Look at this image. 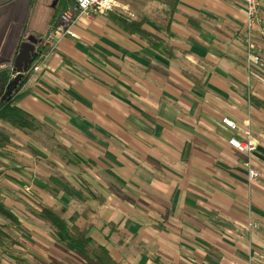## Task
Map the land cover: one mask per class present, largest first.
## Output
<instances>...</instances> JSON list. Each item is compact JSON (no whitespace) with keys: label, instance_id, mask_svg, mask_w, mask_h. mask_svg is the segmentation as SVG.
Returning <instances> with one entry per match:
<instances>
[{"label":"crops","instance_id":"crops-1","mask_svg":"<svg viewBox=\"0 0 264 264\" xmlns=\"http://www.w3.org/2000/svg\"><path fill=\"white\" fill-rule=\"evenodd\" d=\"M66 1L0 0V74L12 78L20 45L41 41ZM146 1L159 4L157 16L118 2L112 12L143 20L158 50L107 13L78 21L76 38L23 75L13 105L36 128L0 126L10 136L0 157L13 172L0 169V184L29 192L30 215L44 206L87 228L119 264H264V66L245 65L242 5L177 0L170 12ZM254 43L264 62V43ZM248 135L251 155L228 145Z\"/></svg>","mask_w":264,"mask_h":264},{"label":"trees","instance_id":"trees-1","mask_svg":"<svg viewBox=\"0 0 264 264\" xmlns=\"http://www.w3.org/2000/svg\"><path fill=\"white\" fill-rule=\"evenodd\" d=\"M169 4L170 12L177 5V0H160ZM63 9L73 6V0H67ZM62 9V10H63ZM172 13H169V18ZM60 15V14H59ZM59 18V17H58ZM108 20L129 35H135L158 50L161 40L151 32L143 28L144 21L129 19L118 12H111L107 15ZM171 21V18L168 22ZM21 76L14 89L9 93L8 85L14 78L7 72L0 74V126H7L12 130L20 132H31L36 128L35 119L28 112L13 105L17 98L19 89L25 82ZM3 128V127H2ZM10 145V136L0 128V151ZM2 173L0 171V177ZM39 221L44 223L47 233L54 245L66 253H74L79 256L84 264H119L115 262L105 247L97 244L88 234V229H81L70 223L64 217L58 215L53 210L42 206L37 215ZM20 222L17 217L5 206L0 199V248L7 252L15 246H21L20 242L13 236ZM0 264H4L0 258Z\"/></svg>","mask_w":264,"mask_h":264},{"label":"built area","instance_id":"built-area-1","mask_svg":"<svg viewBox=\"0 0 264 264\" xmlns=\"http://www.w3.org/2000/svg\"><path fill=\"white\" fill-rule=\"evenodd\" d=\"M245 13L244 26V45H245V65L250 68L252 65L264 66V62L255 48V37H258L264 43V0H239ZM116 0H73V6H68L61 11L58 24L51 27L45 37L39 41L37 46L45 48L47 51L37 52L31 67L25 74L35 72L39 69L42 61L45 60L48 52H52L57 48V44L63 37L76 38L73 32L74 26L81 19L92 21L99 16H105L117 8ZM4 66H0V70ZM12 78L16 76L14 68H10ZM222 124L231 131H238V126L231 120L222 119ZM248 134V133H245ZM228 145L237 153L242 155H251L257 149L256 141L249 135L244 140L230 138ZM248 178L250 181H255L260 177L257 171L249 168ZM250 226H252L250 224Z\"/></svg>","mask_w":264,"mask_h":264},{"label":"rangeland","instance_id":"rangeland-1","mask_svg":"<svg viewBox=\"0 0 264 264\" xmlns=\"http://www.w3.org/2000/svg\"><path fill=\"white\" fill-rule=\"evenodd\" d=\"M116 2L128 6L130 12L136 17L140 16L139 14H146L149 18L157 16L158 10L154 8L159 4L151 5L146 0H116ZM0 156H3L2 152ZM3 158L0 157V169L7 174L13 173L6 168L10 167V162ZM5 181L9 182V180ZM4 185V182L0 184V199L10 204L9 208L18 215L22 224L17 227L15 233H12L21 246H15L7 252L0 248V258L4 264H84L79 256L63 252L51 242L41 222L33 215L37 210H30L33 212L32 216L29 213L23 198L25 195L23 191L26 192V190L18 185L7 187Z\"/></svg>","mask_w":264,"mask_h":264},{"label":"water","instance_id":"water-1","mask_svg":"<svg viewBox=\"0 0 264 264\" xmlns=\"http://www.w3.org/2000/svg\"><path fill=\"white\" fill-rule=\"evenodd\" d=\"M38 44V39L34 36H30L20 45L18 55L13 65L16 76L14 77V80L8 85L9 93H11V91L14 89L21 76H23V74L26 73L31 67L37 54L36 48Z\"/></svg>","mask_w":264,"mask_h":264}]
</instances>
